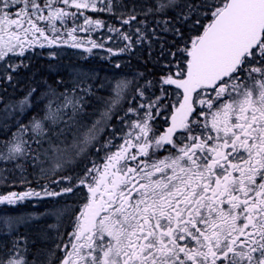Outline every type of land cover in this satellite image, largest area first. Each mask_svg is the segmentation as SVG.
Here are the masks:
<instances>
[{
    "label": "snow or ice",
    "instance_id": "6c2138e0",
    "mask_svg": "<svg viewBox=\"0 0 264 264\" xmlns=\"http://www.w3.org/2000/svg\"><path fill=\"white\" fill-rule=\"evenodd\" d=\"M115 7L114 0H0V63L16 72L28 65L12 63L14 58L37 46L69 41L87 52L103 48V42L76 34L105 27L125 42L119 53L159 40L155 29L137 27L133 34L85 15V10L113 13ZM186 7L187 14L177 16L180 26L164 21L162 31L172 33L173 43H161V57L170 59L158 81L136 86L127 112L117 117L124 127L111 126L110 138L96 149L103 157L91 160L74 183L71 176L57 181L69 184L60 192L45 185L42 193L0 195V204L14 205L34 196L82 193L72 231L58 246L64 253L61 264H264V0H202ZM195 12L202 15L192 20ZM117 18L123 25L137 19ZM190 22L192 34L185 36L183 25ZM70 78L63 91L49 88L40 98L47 100L42 117L33 116L27 124L17 120L0 163L23 170L31 161L38 167L41 157L59 161L72 150L80 156L99 143L98 134L109 127L113 108L131 81L114 78L109 85L113 99L101 118L69 145L67 137L94 95L96 77L91 69L74 67ZM157 84L160 95L146 96ZM37 91L31 89L10 107L23 116L39 102ZM136 97L146 103L131 106ZM166 99H172L170 124L157 135L150 121ZM160 149L168 154L158 156ZM61 167L58 162L56 168ZM26 250L25 237L13 241L9 255L14 251L19 258L7 264H27Z\"/></svg>",
    "mask_w": 264,
    "mask_h": 264
},
{
    "label": "trees",
    "instance_id": "16d2710c",
    "mask_svg": "<svg viewBox=\"0 0 264 264\" xmlns=\"http://www.w3.org/2000/svg\"><path fill=\"white\" fill-rule=\"evenodd\" d=\"M202 0H114L116 7L113 13H93L85 10V15L91 16L93 19H100L105 22L106 25L114 26L124 32L135 33L137 27H145L149 32L153 29L156 30L159 40L153 41L151 47L147 43L143 45H137L131 53H119V48L123 47L124 41L115 38V33H109L107 27L96 30L90 35L84 32H78L76 35L81 40L94 39L98 42H103V48H94L91 52L84 50V47L74 48L71 47V41L69 44H61L59 46H45L43 48L34 47L28 50L24 57L14 58L12 63H20L21 61L28 65L20 67L16 72H12L11 69L5 71L6 65L0 63V152H4V149L9 146L8 141L11 138L13 132L16 131V122L18 119H23V122L27 124L33 117H42L44 114L45 100L40 101V98L48 91L49 88H55L59 91H63L65 85H71L70 73L74 67H82L84 69L93 70L96 79L92 80L95 85L93 89L94 95L89 99L87 106L83 113H81L79 119V125L74 127L73 132L67 137V143L70 145L73 139L81 138L85 132L87 125L91 127L92 113L94 109H98L102 104H108L113 96L112 88L110 84H115V80L127 79L132 81L129 85V91L131 94L126 96L128 100L125 101L126 107L129 106L133 97L136 96L135 88L139 85H145L147 81H158L159 74L164 70L166 61L170 59L169 56L164 55L161 57V43L166 42V47H170L173 43V35L171 32H164V21H170L172 25L180 26L181 21L177 20V16L181 13L187 14V5L200 4ZM163 5L162 11L157 9ZM63 7V5H57ZM69 11H76L68 9ZM130 15H135L137 19L132 21L129 25H123L121 20L117 17H123L127 19ZM196 15H202L201 12H195L192 15V20H195ZM141 21H145V24H141ZM160 22L159 24L157 22ZM83 22V18H80L79 23ZM205 23L207 21H204ZM59 26V22H57ZM69 27L71 26V20L68 21ZM191 27L189 24L183 25L185 36H190L192 33L188 31ZM111 35L114 37L113 40H108L107 37ZM63 39H68L65 35ZM178 42V41H177ZM90 47V45H85ZM113 49L117 52L116 55L110 54L107 49ZM119 63L121 67L117 69L115 65ZM11 74L12 79L9 81L7 76ZM62 80L63 84H58V81ZM37 89L35 99L39 101L31 109H29L23 116L20 114L14 116L11 119L1 117V114L5 112V108L8 110L12 109L10 106L18 104L19 100L24 98L25 95L31 90ZM169 93L175 91L174 86L168 88ZM145 95L155 99V96L160 95L159 85L157 84L154 88L149 87L145 92ZM47 102V100H46ZM146 103L139 97H136L135 103L139 106L140 103ZM172 103V99H166L164 104L159 110V115H156L150 123L152 126H157L161 121L160 114L164 109H168V105ZM133 104V105H134ZM16 112V110H14ZM11 113V111H9ZM143 116V112L140 113ZM63 125H61L62 127ZM5 133H7L5 135ZM35 147V145H33ZM47 147V145H45ZM61 148L65 145L61 144ZM72 150L68 156L69 159L75 160L76 154L74 155ZM52 159V158H50ZM89 162L86 159H80V162L76 166H71L66 169L65 172H56L55 176L47 174L46 180L39 177V173L36 168L33 167L32 162L29 161L25 164L24 169L17 168L14 164H2L0 163L1 177H5L6 185L2 184L0 188V195H7L15 192L21 194L26 192V189H31L30 186L46 183L48 190L50 185H54L53 191L60 192L63 188L68 187L69 184L65 180L61 181L63 177H73V183L75 177L81 174L86 165ZM34 190V189H32ZM40 192L38 190H35ZM42 193V192H41ZM44 196L38 198L41 202V207H49L52 205L48 197L42 199ZM66 198L69 204H73V208L68 211L61 223V228L57 233L64 234L66 228L64 225L66 222H71L74 212L78 211L79 203L82 199V193L77 191L75 193H68L57 197V199ZM30 206L24 207L20 205L17 209L20 213L28 212ZM33 232V231H32ZM30 232V233H32ZM43 231H34L33 236L20 235L26 238L27 250L23 252L24 257H30L31 262L27 259V264H58V255L60 249L54 250V247L61 245V239H56L58 245L52 244L56 235L54 231H49L48 234L42 235ZM31 235V234H30ZM19 238V237H18ZM0 261L5 255H8L12 250V243L2 244L0 242ZM50 253V255H49Z\"/></svg>",
    "mask_w": 264,
    "mask_h": 264
},
{
    "label": "rangeland",
    "instance_id": "374dc122",
    "mask_svg": "<svg viewBox=\"0 0 264 264\" xmlns=\"http://www.w3.org/2000/svg\"><path fill=\"white\" fill-rule=\"evenodd\" d=\"M168 2H172V0H167ZM132 82V81H131ZM129 87L127 89H125L122 97L118 100V102L116 103L115 107L113 108V116L111 121L108 122L109 127L107 129H105L104 131L100 132L98 134V138H99V143H96L95 146H89L85 153L75 157V160L69 159L70 157L67 156L61 160H57L55 158H45V157H41L43 163L40 164L38 167H34L36 168L35 170H37V172L39 173V177H42L44 179V177H47V174L51 175V176H55L56 172L62 173L65 172L67 168L71 167V166H76L79 162L80 159H86L89 163L91 160L96 159L99 160L100 158L103 157L104 152L101 151L98 155L96 152V149L98 147H100L101 144H103L106 140H108L109 137V133L111 132V126H115L117 129L124 127L118 120V116L122 117L124 116V114L127 112L130 104L128 107H126V103L125 101L128 100L127 98H125L126 96H129L128 94H131L129 91ZM113 99V96L111 97ZM112 99L109 101L108 104H102L100 105V107L98 109H94V112L92 113V119H91V125L97 121L98 119L101 118V114L103 112H105L107 106L111 103ZM45 103L46 100H45ZM131 106L133 107H138V105L136 104H131ZM11 111V113L9 112ZM18 109H16V112L13 109H9L7 112H4L1 114V117L6 118L5 120H9L11 118H13L14 116L18 115ZM44 115V114H43ZM42 115V116H43ZM133 119H135V116L133 115L132 117ZM87 128H89V125H87ZM125 131H127V128L124 129ZM83 136V134H82ZM81 136V137H82ZM79 138H77L78 140ZM117 143H119V141H117ZM8 147V146H7ZM7 147L4 149V152L7 151ZM75 152V150H73ZM75 155V153H74ZM62 163V167L57 169L56 168V164L57 163ZM41 168L45 169V173L41 174ZM2 173L0 171V177H1ZM57 176V175H56ZM3 177V176H2ZM3 179H5V177H3ZM0 179V188L2 186V184L6 185V180ZM46 180V178L44 179ZM46 183L44 184H39V185H35V186H30L31 189H26L25 191H29V190H38L40 192L43 191L44 187H45ZM49 187V186H48ZM55 186L54 185H50V190H54ZM46 197L44 196L42 199H45ZM50 201V203L52 205H50L49 207H41L40 205V200L38 198L34 197H29L26 198L23 201H18L16 204L14 205H8V204H0V242L4 245L7 244L8 242L13 243V241L17 240L18 237H20V235H29V236H33L34 235V231H43L42 235L44 237V234H48V230L49 231H54L55 232V239L53 240L52 244H57V242H54L56 239H61V245L63 243L64 240L67 239V232L72 231V222L75 219V212L73 215V218L71 219V222H66L64 225H62L64 228H66V231L64 232V234L61 233H57L58 230L61 228V223L62 220L64 219V217L66 216V214L68 213V211L70 210V208H73V204H69V201L66 198H60L57 199V197H48ZM81 202L79 203L78 208L80 207ZM20 205H24V207L30 206V210H28V212H22L20 213L17 209L20 207ZM59 210V211H57ZM79 210V209H78ZM39 217L38 219H32L30 222L27 223H13L11 225L4 223V221L6 219H12L15 220L16 218H29V217ZM33 231V232H32ZM32 232V233H30ZM31 234V235H30ZM1 245V244H0ZM59 245V246H61ZM57 249H59V247H54V250L57 251ZM50 255V253H49ZM64 257V253L62 251H60V254L58 255V259H59V263L61 264V260ZM13 258H19L16 256V253L14 251L11 252V255H5L3 254V257L1 258V261L4 262V264H7V261L9 259H13ZM27 261V259L30 260L31 262V258L30 257H24Z\"/></svg>",
    "mask_w": 264,
    "mask_h": 264
},
{
    "label": "flooded vegetation",
    "instance_id": "af4514ba",
    "mask_svg": "<svg viewBox=\"0 0 264 264\" xmlns=\"http://www.w3.org/2000/svg\"><path fill=\"white\" fill-rule=\"evenodd\" d=\"M170 115H171V112L168 109H164L163 112L160 114L161 116V121L158 123L157 126H153L155 132L157 135H160L162 134L166 128L169 126L170 124ZM168 148H170V146H166ZM168 154L167 151H165L164 149H160L158 152H157V155L158 156H166Z\"/></svg>",
    "mask_w": 264,
    "mask_h": 264
}]
</instances>
